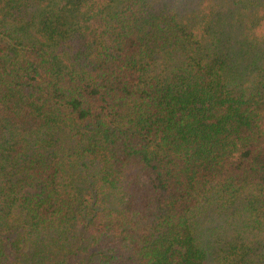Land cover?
I'll return each instance as SVG.
<instances>
[{"label":"trees","instance_id":"trees-1","mask_svg":"<svg viewBox=\"0 0 264 264\" xmlns=\"http://www.w3.org/2000/svg\"><path fill=\"white\" fill-rule=\"evenodd\" d=\"M264 0H0V264H264Z\"/></svg>","mask_w":264,"mask_h":264},{"label":"clouds","instance_id":"clouds-1","mask_svg":"<svg viewBox=\"0 0 264 264\" xmlns=\"http://www.w3.org/2000/svg\"><path fill=\"white\" fill-rule=\"evenodd\" d=\"M258 33L264 35V25H261L260 29H258Z\"/></svg>","mask_w":264,"mask_h":264}]
</instances>
